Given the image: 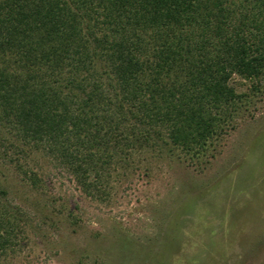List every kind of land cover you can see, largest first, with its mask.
Returning a JSON list of instances; mask_svg holds the SVG:
<instances>
[{
    "label": "trees",
    "instance_id": "16d2710c",
    "mask_svg": "<svg viewBox=\"0 0 264 264\" xmlns=\"http://www.w3.org/2000/svg\"><path fill=\"white\" fill-rule=\"evenodd\" d=\"M263 76L264 0H0V255L30 226L7 171L38 191L49 156L89 193L135 150L199 156Z\"/></svg>",
    "mask_w": 264,
    "mask_h": 264
},
{
    "label": "rangeland",
    "instance_id": "374dc122",
    "mask_svg": "<svg viewBox=\"0 0 264 264\" xmlns=\"http://www.w3.org/2000/svg\"><path fill=\"white\" fill-rule=\"evenodd\" d=\"M233 84L235 122L199 156L135 150L89 193L49 156L38 191L7 171L30 226L0 264H264V76Z\"/></svg>",
    "mask_w": 264,
    "mask_h": 264
}]
</instances>
